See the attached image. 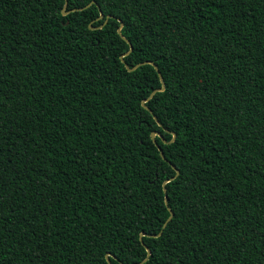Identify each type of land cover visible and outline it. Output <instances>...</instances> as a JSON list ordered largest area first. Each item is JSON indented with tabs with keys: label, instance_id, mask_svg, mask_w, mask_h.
<instances>
[{
	"label": "trees",
	"instance_id": "obj_1",
	"mask_svg": "<svg viewBox=\"0 0 264 264\" xmlns=\"http://www.w3.org/2000/svg\"><path fill=\"white\" fill-rule=\"evenodd\" d=\"M117 259L264 264V0H0V264Z\"/></svg>",
	"mask_w": 264,
	"mask_h": 264
},
{
	"label": "snow or ice",
	"instance_id": "obj_2",
	"mask_svg": "<svg viewBox=\"0 0 264 264\" xmlns=\"http://www.w3.org/2000/svg\"><path fill=\"white\" fill-rule=\"evenodd\" d=\"M86 2H88V0H86ZM93 2H95V0H93ZM65 15H67V13H65ZM109 19L113 21L114 26H116L118 29H120V28L123 27L121 21H120L118 18H115V17H109ZM144 103H145V106H147V105H148V100H145ZM163 173H164V169L161 168V169L156 173V179H157V180H161V179H162V175H163ZM163 182H165V183L167 182L166 177L163 178ZM148 251H149V249L145 248V252H148ZM117 264H122V261H120L119 259H117ZM144 264H147V261H146V260H145Z\"/></svg>",
	"mask_w": 264,
	"mask_h": 264
},
{
	"label": "water",
	"instance_id": "obj_3",
	"mask_svg": "<svg viewBox=\"0 0 264 264\" xmlns=\"http://www.w3.org/2000/svg\"><path fill=\"white\" fill-rule=\"evenodd\" d=\"M65 3H66V2H65ZM65 3H64L63 6H65ZM61 13H62V14H65V11L62 10ZM101 17H102V13L99 12L97 18L99 19V18H101ZM108 17H109V15H106V18H108ZM105 20H106V19H105ZM89 28H91V26H89ZM117 32H119V29H118V28H117ZM129 49H130V47H129ZM128 70H131V68H128ZM161 88H162V87H160L159 89H161ZM153 92H154V90L149 94L148 97H150V96L152 95ZM148 97H147V98H148ZM145 100H146V99H144V100L141 101V105H142V106H144V101H145ZM154 135H157V133H156L155 131H153V132L150 133V137H151L152 139H153V136H154ZM160 154H161V153H160ZM176 173H177V170H175V174H176ZM165 201H166V197L164 196V202H165ZM170 215H171V214H170ZM170 215H169V217H170ZM169 217L163 222L162 226H164V224H165L166 221L169 219ZM147 253H148V252H147ZM107 255H108V253L105 254V257H106Z\"/></svg>",
	"mask_w": 264,
	"mask_h": 264
}]
</instances>
